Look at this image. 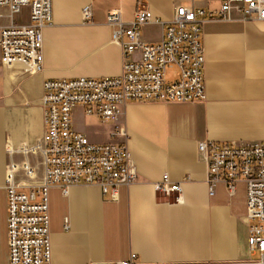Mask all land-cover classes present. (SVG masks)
<instances>
[{
  "label": "crops",
  "instance_id": "obj_1",
  "mask_svg": "<svg viewBox=\"0 0 264 264\" xmlns=\"http://www.w3.org/2000/svg\"><path fill=\"white\" fill-rule=\"evenodd\" d=\"M185 1L192 8L221 13L222 0ZM176 2L53 0L54 18L43 28L40 73L30 75L21 66L3 64L0 51V264H10L6 148L43 139L44 82L120 76L124 52L113 39L108 12L119 8L129 21L138 9L148 8L152 21L143 26L142 37L159 42ZM86 7L91 9L89 19L83 14ZM6 15L0 9V23L7 21ZM17 19L28 23L30 7L22 6ZM201 39L205 100L122 107L120 122L127 128L136 181L120 185L118 200L95 185H74L67 194L59 185L49 188L52 264H124L132 254L137 256L132 264H256L252 258L261 251L253 252L249 244L250 222L225 182L210 193L198 144L264 141V20L234 8L226 18L206 21ZM172 72L168 81L178 76L177 68ZM75 109L99 120L98 125L77 128L73 122L75 130L94 134L96 142L111 140L108 131L114 124L87 114L82 105ZM35 157L34 180L40 182L39 154ZM165 174L169 185H180L179 193L157 189ZM16 176L20 184L28 183L21 165Z\"/></svg>",
  "mask_w": 264,
  "mask_h": 264
},
{
  "label": "built area",
  "instance_id": "obj_2",
  "mask_svg": "<svg viewBox=\"0 0 264 264\" xmlns=\"http://www.w3.org/2000/svg\"><path fill=\"white\" fill-rule=\"evenodd\" d=\"M183 2L175 3L173 18L166 23L164 38L159 42H148L142 37L143 26L152 21L148 8L138 9L129 21L119 8L108 12L113 39L124 52L120 76L44 82L47 129L43 139L32 145L6 148L10 264H52L51 186H61L66 194L74 185L100 186L104 195L118 200L120 185L136 181L127 128L120 122L123 106L132 102H193L207 98L201 39L206 21L226 18L234 8L249 18L264 20V0H222L221 15ZM26 5L30 7L29 22H18L17 13ZM0 9L7 11V21L0 23L2 63L21 66L30 75L40 73L44 65L43 28L54 18L53 0H0ZM83 14L89 19L90 7L84 8ZM174 67L178 68V76L168 81V70ZM77 105L84 106L87 114H97L104 123L114 124L108 131L109 142H96L94 134L75 130ZM37 153L43 172L40 182L34 180L38 175ZM198 153L208 167L210 193H215L218 183L227 184L250 222L252 251H261L264 258V141L200 142ZM20 165L27 184L17 180L16 169ZM169 181V174H165L157 189L167 194L179 193L180 185H169ZM136 258L132 254L124 264H132Z\"/></svg>",
  "mask_w": 264,
  "mask_h": 264
},
{
  "label": "rangeland",
  "instance_id": "obj_3",
  "mask_svg": "<svg viewBox=\"0 0 264 264\" xmlns=\"http://www.w3.org/2000/svg\"><path fill=\"white\" fill-rule=\"evenodd\" d=\"M183 3H185V5H187V6H190V5H188V4H190L189 2H186L185 1ZM21 19H22V17L20 16L19 17V20H21ZM169 72H171L170 75L172 76L173 75L172 68H169L167 76L169 75ZM74 110H75V114H74V125L76 126V128L78 126H85V125H98V121L99 120H98L97 117H95L93 115L88 116L85 113H84V115H82L81 112H79V111L76 112V109L75 108H74ZM87 128L89 130L95 129L94 126H87ZM252 260L256 264H264V258H263V254L262 253L261 254L260 253L256 254L252 258Z\"/></svg>",
  "mask_w": 264,
  "mask_h": 264
},
{
  "label": "bare ground",
  "instance_id": "obj_4",
  "mask_svg": "<svg viewBox=\"0 0 264 264\" xmlns=\"http://www.w3.org/2000/svg\"><path fill=\"white\" fill-rule=\"evenodd\" d=\"M174 68H177V67H174ZM177 70H178V68H177Z\"/></svg>",
  "mask_w": 264,
  "mask_h": 264
}]
</instances>
